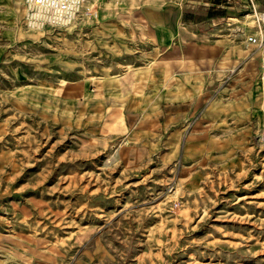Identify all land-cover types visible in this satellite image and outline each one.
Here are the masks:
<instances>
[{
  "label": "rangeland",
  "instance_id": "1",
  "mask_svg": "<svg viewBox=\"0 0 264 264\" xmlns=\"http://www.w3.org/2000/svg\"><path fill=\"white\" fill-rule=\"evenodd\" d=\"M206 1L91 0L94 20L32 27L23 0H0V264H264V44L247 40L264 0H211L246 64L201 76L214 102L171 131L177 145L158 127L97 136L76 119L87 98L66 92L96 60L91 29Z\"/></svg>",
  "mask_w": 264,
  "mask_h": 264
},
{
  "label": "crops",
  "instance_id": "2",
  "mask_svg": "<svg viewBox=\"0 0 264 264\" xmlns=\"http://www.w3.org/2000/svg\"><path fill=\"white\" fill-rule=\"evenodd\" d=\"M203 3L190 11L178 4V9L160 11L157 17L144 13L141 28L134 22L140 16L129 12L127 25L114 22L91 29L96 60L87 69L86 57L84 64L80 61L77 75L69 76L73 85L66 90L70 97L87 98L78 108V123L107 138L124 132L125 125L143 140L150 139L152 128L158 127L170 144L177 145L171 131L183 130L184 123L198 115L200 105L209 109L214 102L208 100L215 97L214 87L199 89L201 76L215 86L232 69L246 64L247 40L235 31L240 25L227 19L235 20L229 16L231 11L213 7L211 0ZM88 72L93 75L84 77ZM90 82L100 87L91 89Z\"/></svg>",
  "mask_w": 264,
  "mask_h": 264
},
{
  "label": "built area",
  "instance_id": "3",
  "mask_svg": "<svg viewBox=\"0 0 264 264\" xmlns=\"http://www.w3.org/2000/svg\"><path fill=\"white\" fill-rule=\"evenodd\" d=\"M91 0H53L56 3L57 8L62 5L72 4L73 7L69 12H65L61 17L56 14V9L48 10L47 12L41 13L39 19L34 20L33 17L37 14L38 9L30 3V0H23L26 5L27 23L32 27H44L46 25L56 27H68L81 20H94L98 18L99 12L97 7L90 4ZM258 31L262 35H256L254 33L248 34L247 40L251 43H257L258 45L264 44V10L259 12L256 16ZM235 31H242L241 27L235 29Z\"/></svg>",
  "mask_w": 264,
  "mask_h": 264
},
{
  "label": "clouds",
  "instance_id": "4",
  "mask_svg": "<svg viewBox=\"0 0 264 264\" xmlns=\"http://www.w3.org/2000/svg\"><path fill=\"white\" fill-rule=\"evenodd\" d=\"M30 3L38 9L37 14L33 17L34 20L39 19L41 13L47 12L51 9H56V14L62 18L63 14L69 12L73 7L72 4H66L57 8L56 3H54L53 0H30Z\"/></svg>",
  "mask_w": 264,
  "mask_h": 264
},
{
  "label": "bare ground",
  "instance_id": "5",
  "mask_svg": "<svg viewBox=\"0 0 264 264\" xmlns=\"http://www.w3.org/2000/svg\"><path fill=\"white\" fill-rule=\"evenodd\" d=\"M254 14H252V16H253Z\"/></svg>",
  "mask_w": 264,
  "mask_h": 264
}]
</instances>
